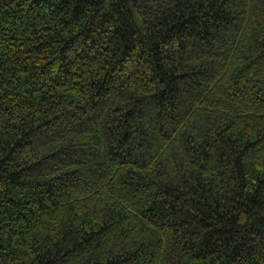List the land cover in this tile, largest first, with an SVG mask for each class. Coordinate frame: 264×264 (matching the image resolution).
I'll use <instances>...</instances> for the list:
<instances>
[{
	"label": "trees",
	"instance_id": "trees-1",
	"mask_svg": "<svg viewBox=\"0 0 264 264\" xmlns=\"http://www.w3.org/2000/svg\"><path fill=\"white\" fill-rule=\"evenodd\" d=\"M0 264H264V0H0Z\"/></svg>",
	"mask_w": 264,
	"mask_h": 264
}]
</instances>
